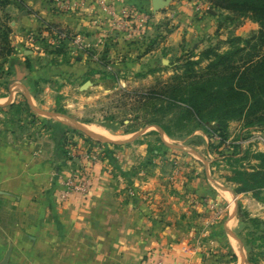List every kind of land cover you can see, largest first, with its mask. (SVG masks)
<instances>
[{
  "label": "rangeland",
  "instance_id": "obj_1",
  "mask_svg": "<svg viewBox=\"0 0 264 264\" xmlns=\"http://www.w3.org/2000/svg\"><path fill=\"white\" fill-rule=\"evenodd\" d=\"M49 1L55 9L59 10L56 0ZM59 2L64 3L61 0ZM173 6H178L179 9L184 8L187 12H195L197 15L213 17V27L206 36L200 38L197 48L193 47L197 39L191 37L185 40L180 49L169 56V62L163 64L165 67L156 62L153 68H147L144 61H141V50L154 48L176 25L177 21H173L170 11ZM5 7H0V32L7 26L10 40L11 29L8 26L9 16L4 11ZM112 7L116 8L113 5ZM121 8L143 18V22L140 23L131 13L130 24L136 31L129 38L120 34V39L124 43L141 46L124 64L115 65L108 56L97 54L89 49L83 39L65 28H63L64 32L69 36L66 40H59L54 33L47 32L44 29L45 25L23 37L21 52L28 53L26 56L21 53L20 58L25 59L23 61L26 62V57H30L29 63L26 62L29 71L33 65L36 68L43 65L49 66L46 79L37 80L34 84L35 95L47 93L41 102L43 108L39 105L38 97L37 105H33L38 109L36 111L28 104L26 111L22 101V110L24 113L26 111L24 123L28 135L35 136L40 132L47 135L52 131L47 123L53 120V122L64 124L68 129L59 149L60 155L64 156V162L59 165L55 173L53 203L60 208L72 206L74 210L79 211L85 206L90 191L101 187L112 192V195H120L124 200L148 204L151 201L150 195L145 191L137 190L132 181L128 180L130 177L144 178L147 171H158L160 174H167L166 182L171 190H176V186L187 187L189 190L194 179L202 180L206 174L214 181L210 188L211 194L204 195L205 192L202 195L193 192V194H187L184 192L186 189L183 188L181 196L177 197V201L184 207L180 219L189 223L184 229V232L188 233L185 234L187 243L184 244L182 253L195 255L200 252L199 240L202 233L204 236L206 232L208 236L214 235L216 232L212 229L214 225L222 223L226 218L227 213L222 211L223 203L219 197H215L216 191L224 190L232 192L235 197L233 203L238 226L233 230L232 236L239 240L240 245L231 242L234 244L237 257H240L238 250L240 246L245 252V264H250L248 260L256 264H264V238H262L264 188L259 191L258 199L253 198L249 192H240L241 186L237 182L239 177L234 173L243 170L249 172L252 165L258 164L249 155L245 157L243 153L244 151L249 154L264 152V127L246 129L242 127L241 121H231L227 127V140L221 145L218 143L217 133L213 132L214 123L194 128L193 122L185 119L184 113L179 109L156 111L138 97L139 94L156 86L158 82L168 80L174 68L181 64L180 58L187 53L192 52L196 56L204 48L214 46L219 47V52H225L229 49L230 39L248 38L252 33L258 32V24L245 16L213 9L203 0H169L165 7L156 11L151 9V4L147 0L146 3L140 2L137 6L124 5ZM59 11L66 12L68 9ZM104 21L107 22L105 19ZM107 24L110 32L115 33V29L108 22ZM74 38L78 39L76 45L73 43ZM11 45L15 49L12 42ZM15 54L16 49L6 61L0 58L1 86L9 80L10 60ZM84 65L87 67L84 68ZM75 73H79L80 76H76ZM86 81L91 85L85 90H78V83ZM19 106L21 105L18 104L15 107ZM152 122H159L167 127L170 136H166L158 126L151 125ZM78 126L85 130H88V127L96 128L99 132L101 130L102 134L101 132L95 134L104 135L103 137L113 141L128 142L112 145L79 129ZM162 137L170 146L163 145ZM129 144H133L137 150L141 146L145 147L140 149L144 155L140 156L137 167L125 171V174H129L125 176L119 169L121 164L118 152L122 146H130ZM235 145H238L239 151L228 158L232 154V146ZM107 150L112 153L113 162L107 158ZM115 155L118 157L116 158ZM172 170L173 173H171ZM174 176L178 178L177 181L174 180ZM68 180L72 183L71 188L85 186L86 191L71 190V193L64 198L63 192L66 188L63 183ZM238 210L244 212L249 218L260 220L262 225L255 226L240 222ZM173 219L174 217L169 222ZM124 247L131 251L130 244ZM157 251L162 258L160 247ZM211 251V249L206 251L208 258L212 255ZM219 251L222 254L215 263L225 264L234 259L229 249ZM135 260L131 262L134 263Z\"/></svg>",
  "mask_w": 264,
  "mask_h": 264
},
{
  "label": "crops",
  "instance_id": "obj_2",
  "mask_svg": "<svg viewBox=\"0 0 264 264\" xmlns=\"http://www.w3.org/2000/svg\"><path fill=\"white\" fill-rule=\"evenodd\" d=\"M61 1L67 4L68 11L60 12L49 0H15L4 9L9 16L10 40L16 54L10 60L9 80L0 85V262L9 249L8 264H155L158 260L163 264H217L215 260L222 254L219 250L229 249L234 259L225 264H245L243 248L238 247L240 257H237L231 242L240 245L232 236L238 220L234 211L235 197L230 191H216L215 197H219L223 203L222 211L227 215L222 223H216L212 228L217 234L208 236L206 232L204 236L202 233L200 252L195 255L182 253L187 243L185 234L188 233L184 229L189 223L180 219L184 207L177 197L187 187L176 186V190H171L166 182L167 174L147 171L144 178L128 179L137 190L150 195V205L124 200L101 187L90 191L85 206L79 211L72 206L60 208L53 203L55 173L64 162L54 133L60 126H65L53 120L47 123L52 130L47 135L42 132L28 135L24 123L26 111L23 112L22 106H15L25 101L36 111L38 109L33 105H37L38 97L43 108L41 102L47 93L35 95L34 84L46 79L49 66L36 68L33 65L29 71L26 62L29 63L30 57H26V62L20 58L23 37L43 25L54 24L75 32L89 49L108 56L115 65L124 64L141 48L124 43L120 34L110 32L97 0ZM106 1L116 9L146 3V0ZM147 1L151 4L150 0ZM170 11L176 25L154 48L149 51L140 49L141 61L147 68H153L156 62L165 67L162 61L169 62V56L191 37L197 39L193 43L197 48L200 38L213 27L214 20L209 15H197L178 6H173ZM27 53L24 51L22 55ZM75 75L80 76L79 73ZM82 84L78 83V90ZM161 141L163 145H169L163 137ZM129 145L122 146L118 152L119 169L125 176L129 174L124 172L135 169L140 156L144 155L140 149L145 146L137 150L133 144ZM106 156L110 162L114 161L110 151L107 150ZM203 178L194 179L189 187L191 192H184L211 194L214 181L206 174ZM174 180L178 178L174 176ZM172 217L174 219L169 222ZM129 244L131 251L124 247ZM159 247L162 258L157 251ZM210 249L212 255L208 258L206 251Z\"/></svg>",
  "mask_w": 264,
  "mask_h": 264
},
{
  "label": "trees",
  "instance_id": "obj_3",
  "mask_svg": "<svg viewBox=\"0 0 264 264\" xmlns=\"http://www.w3.org/2000/svg\"><path fill=\"white\" fill-rule=\"evenodd\" d=\"M11 1L15 0H0V7ZM203 1L213 9L249 18L258 24V32L246 39H230L229 49L225 52H219V47L214 46L204 48L196 56L192 52L187 53L180 58L181 64L174 68L168 80L158 82L138 97L156 111L179 109L184 113L185 119L193 122L194 128L214 123L213 132L219 137L218 143L223 145L227 140L228 123L231 121H241L242 127L246 129L264 127V0ZM44 29L50 34L65 30L54 24H46ZM8 35L9 29L5 26L0 32L2 61H6L15 52ZM23 106L27 111L25 101ZM151 125L158 126L166 136H170L169 129L159 122H152ZM67 132L66 127L60 126L54 133L58 149ZM238 151V145L232 146V154L228 158ZM243 155H249L258 164L252 165L249 172H234L239 177V191L249 192L253 198L258 199L259 191L264 188V152L249 154L244 151ZM61 156L64 160V156ZM238 211L240 222L262 225L260 220L249 218L244 212ZM262 235L264 238V231ZM248 262L256 264L251 260Z\"/></svg>",
  "mask_w": 264,
  "mask_h": 264
},
{
  "label": "built area",
  "instance_id": "obj_4",
  "mask_svg": "<svg viewBox=\"0 0 264 264\" xmlns=\"http://www.w3.org/2000/svg\"><path fill=\"white\" fill-rule=\"evenodd\" d=\"M56 6L59 10H66L68 9L67 4L59 2V0H56ZM98 9L100 10L101 14L103 15L104 19L109 23V25L115 29L116 33L123 35L125 38L131 37V35L136 31L133 30L130 24L131 21V13L127 9L119 8L114 9L111 4H109L105 0H98L97 2ZM133 15L135 13H132ZM135 16V15H134ZM138 18V22L142 23L143 18L140 17L138 14L135 16ZM56 38L59 40H66L69 38V36L65 32H54ZM77 38L73 39V43L76 45L78 42ZM64 187L66 188L63 192V197L69 195L72 191L80 190L82 192L86 191V187L82 186L81 188H71V181H65ZM155 264H163L162 260H158Z\"/></svg>",
  "mask_w": 264,
  "mask_h": 264
},
{
  "label": "water",
  "instance_id": "obj_5",
  "mask_svg": "<svg viewBox=\"0 0 264 264\" xmlns=\"http://www.w3.org/2000/svg\"><path fill=\"white\" fill-rule=\"evenodd\" d=\"M169 0H150L151 2V6H152V10L153 11H156L158 9H161L163 7H165V5H167ZM163 64L166 63V60H163L162 61ZM90 82L86 81L84 82L81 87H80V90H85L87 89L89 86H90ZM79 129H82L83 131H86L88 133H90L91 135L95 136L96 138L102 140L103 142H106V143H109V144H112V145H121V144H124L125 142H128V141H113V140H110L109 138H105L103 136H100V135H97L93 132H89V130H85V128H81V126H78ZM9 253H10V250L8 249L7 252L5 253L3 259L1 260L0 264H8V258H9Z\"/></svg>",
  "mask_w": 264,
  "mask_h": 264
},
{
  "label": "bare ground",
  "instance_id": "obj_6",
  "mask_svg": "<svg viewBox=\"0 0 264 264\" xmlns=\"http://www.w3.org/2000/svg\"><path fill=\"white\" fill-rule=\"evenodd\" d=\"M87 129H88L89 131L93 132V133H98V134H100V132H101V134H102V131L100 130V132H99L96 128L88 127ZM103 136H104V135H103Z\"/></svg>",
  "mask_w": 264,
  "mask_h": 264
}]
</instances>
